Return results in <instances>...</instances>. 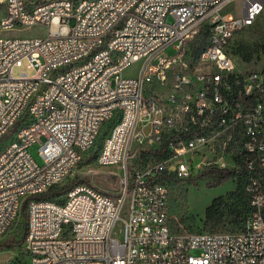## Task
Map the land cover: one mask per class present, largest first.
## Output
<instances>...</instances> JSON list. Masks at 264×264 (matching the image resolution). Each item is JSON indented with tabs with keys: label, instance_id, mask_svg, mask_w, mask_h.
<instances>
[{
	"label": "built area",
	"instance_id": "obj_1",
	"mask_svg": "<svg viewBox=\"0 0 264 264\" xmlns=\"http://www.w3.org/2000/svg\"><path fill=\"white\" fill-rule=\"evenodd\" d=\"M233 1L239 15L224 10ZM263 10L264 0H5L2 29L44 32L0 36V239L28 200L30 264H264V69L236 71L228 50ZM24 59L37 75H13ZM39 138L43 165L29 151ZM231 147L253 207L242 230L172 227L166 176H194L209 165L195 159ZM157 149L146 164L143 151ZM96 150L100 166L123 170L117 195L80 182L63 202L36 198Z\"/></svg>",
	"mask_w": 264,
	"mask_h": 264
},
{
	"label": "rangeland",
	"instance_id": "obj_2",
	"mask_svg": "<svg viewBox=\"0 0 264 264\" xmlns=\"http://www.w3.org/2000/svg\"><path fill=\"white\" fill-rule=\"evenodd\" d=\"M36 1V0H32ZM240 1H233L229 3L224 9L225 12H232L235 15L240 14ZM5 10V0H0V18ZM44 31L37 27L29 26H14L9 29H2L0 27V36H36L41 35ZM244 47L247 50L252 51V59L250 61H244L239 55V50ZM264 10L259 15L257 20L250 27H246L241 31H238L231 40L228 50L232 54V58L235 63L236 71H245L252 69H264ZM166 53L173 54L174 49L172 47L167 48ZM144 65V60H140L130 67L126 68L124 74L126 76H137ZM26 72L30 77L37 75L36 68L28 66L27 59L23 60L21 65L13 67V75L21 76ZM43 138H39L31 147L29 151L34 159L41 165H43V157L40 153ZM146 145V144H145ZM148 146V144H147ZM139 154V152H138ZM138 157V156H136ZM154 157L150 156L146 160V164H150L154 161ZM88 161V160H87ZM217 163L221 167H227L229 169H238L239 163L235 155V150L231 147L226 154L223 151H219L218 156L201 157L195 159V164L200 163ZM196 176L198 173L195 172ZM123 170L120 166H105L102 167L96 160L92 162H82L75 173H73L67 180H80V182H87L93 184L99 189L117 195L121 189L120 178L118 175H122ZM79 182V183H80ZM242 178L239 174L227 178L217 179L207 177L205 179H197L196 181L187 180H175L169 183V206H170V223L174 228H181L184 230H216V231H234L242 230L245 221L241 224H234L232 222V212L241 210L244 212L246 204L244 197L240 194L237 195V190H241ZM224 197L230 204V208L222 223L216 226H212L208 223L207 214H215L217 212L210 211V206L213 202ZM28 211V203H27ZM24 213V206L22 214ZM212 220L215 217L210 216ZM23 218H21V222ZM21 237V229L16 227L10 234L0 239V243L5 242L8 239L18 240ZM20 261L30 264V257L26 256L24 251V244L0 248V263L6 261ZM62 264V263H60Z\"/></svg>",
	"mask_w": 264,
	"mask_h": 264
},
{
	"label": "trees",
	"instance_id": "obj_3",
	"mask_svg": "<svg viewBox=\"0 0 264 264\" xmlns=\"http://www.w3.org/2000/svg\"><path fill=\"white\" fill-rule=\"evenodd\" d=\"M208 40V32L205 31L202 33L201 36H199L198 40L195 42V48H194V54L197 55L206 45ZM240 57H242V59L244 61H250L252 59V51L245 49L244 47H241V49L238 51ZM263 53H264V48H263ZM107 128V127H106ZM108 130V129H107ZM107 130L105 129L103 132V135L100 137L99 140V147L103 141V139L106 136V132ZM98 150L95 151V153L92 155V157L89 159L90 161L95 160L96 156H97ZM163 152L161 149H157L155 151H143V153L141 154V157L144 160H147L150 156L154 157V158H160L163 156ZM239 174L238 171L236 169H229V168H224V167H219L216 164H209L207 165L202 171H200L196 176H190V177H185V178H179L176 177L174 175H168L166 176V180L165 182L169 185V183H171L172 181L175 180H187V181H196L197 179H205L207 177H211V178H217V179H227L230 177H233L235 175ZM80 182V180H72V181H67V182H63L61 184L55 185L53 187H51L47 192L37 195L36 198L38 199H51V200H55L58 202H63L64 201V196L65 194L68 192L69 189H71L74 185L78 184ZM237 195H242L244 197V202L246 204V209L244 210V212H242L241 210H238L236 212H232V216H233V220L232 222L234 224H241L242 222L246 221L247 217L249 216V214L251 213L253 207L251 205V201H250V196L248 195V193L246 192L245 188L243 187L242 183H241V190L239 192V190H237ZM27 202H25L24 204V213L22 214V218L23 221L20 222V224L18 225L19 228L21 229V237L18 240H15L13 238L6 240L3 243H0V248L3 247H13V246H17V245H21L25 239V235L27 233V228H28V211H27ZM230 204L227 202V200L224 197H220L218 199H216L213 204L210 206L209 209H211L210 211H215L217 213L215 214H207V220L208 223L211 224L212 226H216L219 225L220 223L223 222V220L225 219V216L227 215V212L229 210ZM210 216L215 217V220H212L210 218ZM175 229H181V228H175ZM204 230V229H202ZM206 230V229H205ZM207 231H216V230H207ZM237 231V230H234Z\"/></svg>",
	"mask_w": 264,
	"mask_h": 264
}]
</instances>
